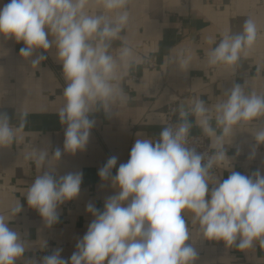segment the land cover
Here are the masks:
<instances>
[{
	"label": "clouds",
	"instance_id": "clouds-1",
	"mask_svg": "<svg viewBox=\"0 0 264 264\" xmlns=\"http://www.w3.org/2000/svg\"><path fill=\"white\" fill-rule=\"evenodd\" d=\"M87 3L88 0H8L0 6V36L25 45L19 51L20 57L28 59L38 49L47 52L55 44L65 81L64 104L58 117L65 126L63 151L70 154L84 150L89 141L95 124L89 119L90 113L101 108L110 113L113 103L127 99L118 82L117 61L108 49L112 40L121 38L128 24L129 0H102L106 11L117 13L114 20L86 14ZM256 40L257 25L249 18L242 33L225 36L209 53V63L234 65L241 50L251 48ZM119 55L130 68L131 48L122 47ZM46 59L40 53L31 59V66L39 68ZM191 111L203 132L213 138L215 153L204 162V154L187 146L191 127L187 122L175 128L164 127L158 141L137 139L127 162L116 168L117 157L112 156L98 170L100 180L110 183L116 192L104 201L102 211L92 203L86 205L93 219L77 242L76 251L65 259L57 249L44 256L42 264H196L199 252L188 243L191 234L182 215L185 212L192 214V222L198 223L206 241L223 242L241 252L257 246L264 249V175L259 170L251 175L231 171L226 179L210 175L214 166L228 159L225 143L234 126L264 116V96L245 95L241 85L235 84L227 99L216 105L220 135L210 125L204 101L197 100ZM188 112L181 104L182 119ZM17 131L12 117L0 110V147L11 146ZM255 141L257 145L264 144V130L255 133ZM255 155L254 147L249 159ZM61 156L57 148L54 157L59 160ZM45 157L46 152H41L36 158L38 167ZM82 180V172L57 177L46 171L27 189V205L51 226L59 220L58 207L78 198ZM21 210L17 202L10 215ZM9 218L0 214V264H16L26 252L20 233L9 227ZM30 264L40 262L33 260Z\"/></svg>",
	"mask_w": 264,
	"mask_h": 264
},
{
	"label": "crops",
	"instance_id": "crops-1",
	"mask_svg": "<svg viewBox=\"0 0 264 264\" xmlns=\"http://www.w3.org/2000/svg\"><path fill=\"white\" fill-rule=\"evenodd\" d=\"M7 2L0 0V6ZM127 10L128 24L108 49L117 61L118 82L126 102L113 103L110 113L101 108L89 114L95 124L85 149L75 154L63 151L65 126L59 122L58 111L64 104L65 81L55 44L47 52L38 49L25 59L19 55L25 47L22 42L0 36V110L7 112L18 128L16 141L0 147V214L10 216L9 227L19 232L26 244L24 257L16 264L33 260L42 264L43 257L57 249H61L62 258H70L93 219L86 205L92 203L102 211L104 201L116 192L110 183L100 180L98 170L112 156L117 157L116 168L127 162L137 139L158 141L167 124L168 103L175 104L177 114L181 104L189 109L186 118L180 116L182 122L205 136L213 155V138L203 132L191 111L196 101H204L210 125L220 135L216 105L227 99L235 84L241 85L245 95L264 96V0H129ZM84 12L109 20L117 15L106 11L102 0H88ZM249 18L257 25L254 45L243 48L234 65L210 64L209 53L225 36L242 33ZM49 39L54 37L49 35ZM124 46L132 50L130 68L120 61ZM40 53L47 59L33 68L30 61ZM150 59L154 66L148 64ZM261 130L264 116L234 126L225 143L228 159L214 166L210 175L226 179L231 171L251 175L257 170L264 175V144L255 141V133ZM254 147L256 155L249 159ZM57 148L62 151L59 160L54 157ZM41 152H46V157L38 167L35 160ZM32 153L35 155L26 159ZM46 171L57 177L69 172L83 174L78 198L58 207L59 220L51 226L26 202L27 189ZM17 202L22 210L12 216L10 209ZM182 215L190 229L188 243L199 252L196 264H264V249L257 246L241 252L223 242L206 241L198 223L192 222V214Z\"/></svg>",
	"mask_w": 264,
	"mask_h": 264
},
{
	"label": "built area",
	"instance_id": "built-area-1",
	"mask_svg": "<svg viewBox=\"0 0 264 264\" xmlns=\"http://www.w3.org/2000/svg\"><path fill=\"white\" fill-rule=\"evenodd\" d=\"M148 64L150 66H154L155 62L150 59ZM133 78H136V75L134 74L132 76ZM166 127L171 126L175 128L180 123H183L180 114H177L176 112V106L173 102L168 103L167 105V114H166ZM189 147H195L197 152L205 155V161H207V158L212 156V150L207 145L206 138L203 134L200 133H194L191 130H189V136H188V145Z\"/></svg>",
	"mask_w": 264,
	"mask_h": 264
}]
</instances>
